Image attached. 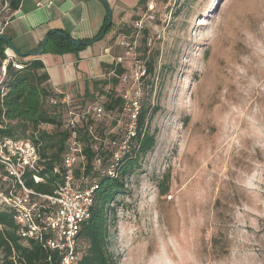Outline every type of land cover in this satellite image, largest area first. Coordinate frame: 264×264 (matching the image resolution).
<instances>
[{"label":"rangeland","instance_id":"374dc122","mask_svg":"<svg viewBox=\"0 0 264 264\" xmlns=\"http://www.w3.org/2000/svg\"><path fill=\"white\" fill-rule=\"evenodd\" d=\"M134 23L106 35L111 64L98 88L67 95L76 113L89 111L81 127L106 152L126 121L105 110L117 59L129 75L154 61L153 75L131 78L141 103L148 99L160 110L151 123L155 147L129 180L113 229L119 264L264 259L251 226L252 215L264 214V0H156L148 34L135 32ZM126 87L118 79L115 90ZM55 107L49 110L65 129L69 109ZM95 107L105 113L97 116ZM166 176L169 191L162 194ZM259 223L264 231V218Z\"/></svg>","mask_w":264,"mask_h":264},{"label":"trees","instance_id":"16d2710c","mask_svg":"<svg viewBox=\"0 0 264 264\" xmlns=\"http://www.w3.org/2000/svg\"><path fill=\"white\" fill-rule=\"evenodd\" d=\"M21 1L10 0L12 13L18 10ZM146 2L147 0H143L141 4L145 5ZM109 21L107 17L102 33L91 40L92 42L109 33L112 28V23L108 25ZM144 34H148V31L144 30ZM64 35L66 37L60 36L57 31L51 32L46 40L47 44H51L55 52L65 53L78 51L91 42L79 41L81 44L75 45L68 35ZM5 44L11 45L8 39L0 41V65L6 59ZM21 64L24 66L22 70H16L12 65L7 67L3 83L6 94L0 96V140L30 139L40 147L43 162L38 170L27 171L23 179L28 189L42 196H53L63 184V157L69 133L66 129H61L60 115L49 110L51 107L49 100L54 97L63 98V95L50 87V77L40 59ZM114 71L116 77L113 79L114 90L107 94L108 101L105 103V110L111 113L121 112L123 109L121 98L123 91L116 92L115 88L125 69L117 66ZM154 72V61H149L147 73L153 75ZM61 107L63 105L55 108ZM159 110L160 107L152 105L148 99L143 101L135 145L131 153L117 164V175L113 177L90 172L91 163L97 153L104 157L103 166L110 163L112 149L110 144H108L110 149L106 152L100 147H95L96 141L89 127H80V136L87 156V168L84 172L77 171L76 178L83 180L88 177L98 185V188L94 191L90 217L82 224L77 236L75 264H119L113 252V229L116 232L118 213L123 204L122 198L129 194V180L142 169V160L155 147L156 132H151V123ZM43 126H52L55 131L49 132ZM56 167L59 168L58 173L54 172ZM34 175L43 181L36 183ZM165 178L160 183L162 194L169 191L166 186L169 176ZM0 257L2 264H61V256L57 252L48 249L41 242L22 238L14 221L13 209L5 204H0Z\"/></svg>","mask_w":264,"mask_h":264},{"label":"built area","instance_id":"2783aa9c","mask_svg":"<svg viewBox=\"0 0 264 264\" xmlns=\"http://www.w3.org/2000/svg\"><path fill=\"white\" fill-rule=\"evenodd\" d=\"M146 3V11L134 23L137 33H142L147 26L146 23L156 19V0H147ZM41 5L42 3L38 4ZM51 5V1L46 4L47 7ZM12 15L10 0H0V36H4ZM122 62V58H119L116 65L120 66ZM9 65L16 70H22L24 67L13 59H5L2 62L1 97L6 94L3 83ZM141 68L137 67L134 74L129 75L125 72L119 77L120 81L127 85L121 94L123 101L121 117L126 119L125 127L116 139L112 141L106 139L112 149L110 163L103 166L104 158L97 153L91 163V173L116 176L117 164L131 153L135 145L142 103L141 92L131 86V78L136 75L134 80L140 82L147 73L146 68L142 70ZM49 104L63 105L69 109L65 125L69 137L65 143L63 157V184L53 196H42L28 189L23 176L27 171L39 169L43 162L40 147L30 139L4 138L0 140V204L13 209L14 221L22 238L41 242L48 249L57 252L61 256V264H75L77 236L82 224L90 217L94 204V191L98 188V185L88 177L83 180L76 178L77 171L84 172L87 168V156L80 136V127L89 111L76 113L71 108L70 98L67 95H63V98H51ZM93 110L99 117L105 113L100 107H95ZM94 139L96 140L95 137ZM54 172L58 173L59 168H54ZM33 178L36 183L43 181L37 175Z\"/></svg>","mask_w":264,"mask_h":264},{"label":"crops","instance_id":"0c3cea01","mask_svg":"<svg viewBox=\"0 0 264 264\" xmlns=\"http://www.w3.org/2000/svg\"><path fill=\"white\" fill-rule=\"evenodd\" d=\"M50 1L52 5L47 7ZM104 1L22 0L4 31L5 38L12 44H5V58L18 63L40 59L50 77V87L60 95H87L93 92L103 82L107 64H111L109 49L112 45L106 36L78 51L58 53L51 44H47L41 56H30L29 53L39 51L54 31H60L75 41L94 40L102 33L109 17L108 3L111 7L113 34L121 26L133 24L136 16H141L136 11L143 0ZM39 3L42 5L38 6ZM98 42L100 45H97ZM1 77L0 72V80ZM263 216L252 215L251 218L253 231L260 236V240L255 243L261 246L264 243V231L259 219ZM253 264H264V259L253 257Z\"/></svg>","mask_w":264,"mask_h":264},{"label":"water","instance_id":"95a60500","mask_svg":"<svg viewBox=\"0 0 264 264\" xmlns=\"http://www.w3.org/2000/svg\"><path fill=\"white\" fill-rule=\"evenodd\" d=\"M104 3H106V2H104ZM109 19H110V21H109L108 25L110 26L111 23H112V21H111V13H110V10H109ZM57 33H58L60 36H62V37H66V36L64 35V33L60 32V31H57ZM104 36H105V34H103L98 40H100V39H101L102 37H104ZM5 39H6L5 36H0V41H1V40H5ZM71 42H72L73 44H75V45H80V44H81V42H79V41H75V40H73V39H71ZM92 43H93L92 41H91V42H88L87 45H90V44H92ZM46 44H47V41H45V42L43 43V45H42V47L40 48L39 51H37V52H33V53H29V55H30V56H35V57H37V56H41V55L44 53V50H45V46H46ZM10 46H12V44H11Z\"/></svg>","mask_w":264,"mask_h":264}]
</instances>
